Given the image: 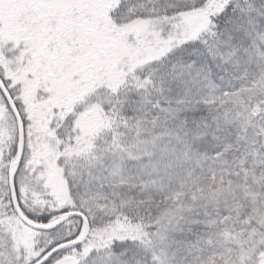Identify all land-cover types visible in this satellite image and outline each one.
I'll list each match as a JSON object with an SVG mask.
<instances>
[{
    "label": "snow or ice",
    "instance_id": "obj_1",
    "mask_svg": "<svg viewBox=\"0 0 264 264\" xmlns=\"http://www.w3.org/2000/svg\"><path fill=\"white\" fill-rule=\"evenodd\" d=\"M0 264H264V0H0Z\"/></svg>",
    "mask_w": 264,
    "mask_h": 264
}]
</instances>
